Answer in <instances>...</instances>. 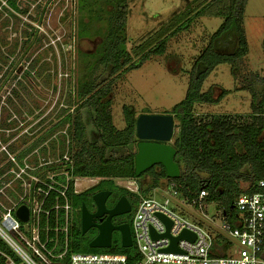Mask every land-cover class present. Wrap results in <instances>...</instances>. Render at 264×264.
<instances>
[{"label": "rangeland", "instance_id": "rangeland-1", "mask_svg": "<svg viewBox=\"0 0 264 264\" xmlns=\"http://www.w3.org/2000/svg\"><path fill=\"white\" fill-rule=\"evenodd\" d=\"M119 2L16 0L18 13L0 0V213L15 202L9 197L16 186L7 169L10 158L34 168L29 172L63 161L72 162L80 144L72 139L68 125H60L54 131L53 128L61 114L73 111L79 104L77 94L106 78L101 75L99 54L111 37L125 38V48L136 63L140 54L154 48L159 38L183 27V22L192 17L187 30L167 37L163 53L151 55L137 69L122 73L112 85L104 100L109 101L113 127L122 130L126 113L133 119L144 114L169 115L171 108L184 99L189 73L223 21L220 17L193 19L200 0H125L126 26L119 31L116 22ZM242 27L247 53L233 69L228 64L217 65L204 80L201 93L208 92L214 99L222 92L225 96L218 103L195 104L193 116L197 121L212 116L235 117L241 122L250 120L249 89L257 94L264 89V0L247 1ZM236 44L237 37L230 30L214 42V50L230 53ZM200 70L198 65L196 73ZM73 116H78L85 128L84 143L100 148L103 141L92 125L93 114L74 110ZM174 124L170 144L177 133L176 121ZM62 140L64 153L60 156ZM134 150L135 144L108 148L103 160L122 159ZM91 159L97 162L99 157L94 154ZM42 163L46 164L42 166ZM58 173L62 171H41L38 179ZM116 182L123 188L128 185L124 180ZM95 183L96 180L81 179L75 188L81 192ZM150 183L146 177L139 181L143 189ZM241 187L246 186L241 184ZM145 197L161 201L170 195L165 186L159 185ZM214 208L208 205L205 213L218 224ZM186 214L189 221L210 230V222L200 212L188 209ZM116 238L120 240L119 235Z\"/></svg>", "mask_w": 264, "mask_h": 264}, {"label": "trees", "instance_id": "trees-1", "mask_svg": "<svg viewBox=\"0 0 264 264\" xmlns=\"http://www.w3.org/2000/svg\"><path fill=\"white\" fill-rule=\"evenodd\" d=\"M3 1L13 11L20 12L16 0ZM247 1L200 0V5L193 14V19L220 17L223 21L196 59L189 73L184 99L174 105L169 113L177 123V133L170 144L175 150L174 162L179 168V177L176 179L167 178L161 165L152 166L139 176L134 175V156L138 142L134 134L135 119L126 113L124 128L116 130L108 109L109 101L104 99L110 94L112 85L122 73L137 69L151 55L163 53L167 37H173L178 32L187 30L192 17L183 22V27H177L167 37L159 38L155 42L154 48L149 47L140 54L136 63L133 62L132 56L125 48V38L111 37L109 44L103 47L105 49L102 48L99 54L101 56L100 63L103 66L101 75L106 78L97 85L90 86L77 94L79 104L74 108L77 111L86 110L93 114L92 125L98 131V138H101L103 145L100 148L86 145L83 141L85 138L83 124L78 120V116H73L74 110L67 111L61 114L57 126L68 125L72 139L75 140V143H79L80 147L72 155L70 164L63 161L56 166L41 169L44 173L62 171V174L65 173L70 177L65 193L68 203L73 209L79 210L82 204L86 206V200L83 197L89 193L98 189H111L114 180H133L137 183L139 195L132 194L124 188L120 189L123 196L131 200L135 206L140 197L146 198L145 196L150 190L156 189L159 185L166 186L173 183L176 191L186 198H193L200 191H205L207 193L206 203L214 204L221 214L227 217L228 222L234 225L235 215L232 204L235 198L242 193L256 192L258 182L264 183V89L261 94L249 89L252 103L248 122H241L238 118L230 116H212L197 121L193 116V108L198 103H218L225 96V92L215 99L208 92L201 93L204 80L217 65L228 64L233 69L236 62L246 55L247 44L242 22ZM118 8L116 22L119 31H122L126 26L127 17L125 0H120ZM230 30H233L237 37L236 47L230 53L216 52L214 42ZM26 33L24 32L26 36H30ZM139 48L140 46L135 49ZM198 65L201 66V70L196 73ZM63 144L62 140L60 156L64 153ZM131 144H135V150L125 158L103 160L106 149L127 148ZM94 154L99 157L97 162L91 159ZM11 167L12 165L8 163L7 169L10 170ZM143 177L148 178L151 182L146 189H143L139 184ZM65 179L64 175H59L57 178L61 184H65ZM81 179L97 180L98 183L85 192L74 193L72 190L73 181ZM241 184L246 187L242 188ZM20 194L21 189L17 183L15 189L9 192V197L16 201ZM60 202L63 203V200L60 199ZM78 226L79 214H73L67 235L68 253L124 254L127 256V264H134L138 260L133 248L123 249L120 247L118 238L114 239L113 245L109 249H92L88 247V242L80 243L77 239L80 235ZM49 235L52 236V234ZM60 243L62 244L61 238ZM221 243H224V240L219 236L215 244ZM0 252L6 255L10 254L1 241ZM4 262V257L0 255V264H4Z\"/></svg>", "mask_w": 264, "mask_h": 264}, {"label": "built area", "instance_id": "built-area-1", "mask_svg": "<svg viewBox=\"0 0 264 264\" xmlns=\"http://www.w3.org/2000/svg\"><path fill=\"white\" fill-rule=\"evenodd\" d=\"M8 161L12 165L8 172L19 184L21 194L11 207L0 213V241L10 252L9 255L0 252L5 259L4 264H127L124 254L68 253L67 235L75 211L65 193L70 177L58 173L39 180L42 176L40 172H29L34 168L26 163H17L14 158ZM59 175L66 177L65 184L57 180ZM76 181L72 185L74 193H77ZM126 181L128 185L124 189L139 195L137 183ZM165 188L172 200L170 197L161 201L140 197L134 208L129 225L131 248L138 256L134 264H264L262 181L258 182L256 192L239 194L233 201L234 225L214 204L218 224L207 217L205 212L211 204L205 201V191H200L193 198H186L176 191L173 183ZM21 205L28 210L25 223L14 215ZM188 209L200 212L210 222L208 228L215 235L210 230H204L200 224L189 221L186 218ZM157 215L171 222L168 237L163 236L166 226ZM183 231L192 234L194 239L178 240L177 252L165 251L171 245V238L178 237ZM152 234L156 237L153 238ZM219 236L224 243L216 245Z\"/></svg>", "mask_w": 264, "mask_h": 264}, {"label": "water", "instance_id": "water-1", "mask_svg": "<svg viewBox=\"0 0 264 264\" xmlns=\"http://www.w3.org/2000/svg\"><path fill=\"white\" fill-rule=\"evenodd\" d=\"M264 49V39H263ZM174 119L171 115H139L135 119V138L136 154L134 156V175L139 176L152 166L161 165L165 171V175L169 179L179 177L178 165L174 162L175 150L170 145L174 132ZM108 192H100L93 195L92 199L95 205V212L89 213L82 204L80 208L81 233L84 234L88 229L94 227L97 229V236L88 244L92 249H109L111 244V233L119 232L120 247L123 249L131 248V235L128 224L112 226L110 220L113 217L124 215L129 212V204L127 200L120 198L114 207L110 210L105 209V200ZM15 217L22 223L28 218V210L24 205L19 206L15 212ZM106 216L104 221L95 224L96 219ZM157 217L165 224L166 233L163 235L168 237V230L171 222L161 215ZM152 237L156 236L152 234ZM192 241L194 236L187 231H183L178 237L171 238V245L165 251L177 252L176 242L178 240Z\"/></svg>", "mask_w": 264, "mask_h": 264}, {"label": "flooded vegetation", "instance_id": "flooded-vegetation-1", "mask_svg": "<svg viewBox=\"0 0 264 264\" xmlns=\"http://www.w3.org/2000/svg\"><path fill=\"white\" fill-rule=\"evenodd\" d=\"M57 128H58V126L55 125V128H53V131L56 130ZM44 164H46V163H42L41 165L44 166ZM39 171L41 172V170H39ZM116 181L117 180L113 181V187L111 189H108V188L98 189V190H96V191H94L92 193H89L88 195L84 196L83 198L86 200V206L85 207H86V209H87V211L89 213H94L96 208H95V205H94L92 197H93V195H95L97 193H100V192H108V196H107V198L105 200V203H104L105 204V209H107V210L112 209L114 207V205L116 204V202L120 198L124 197L127 200L128 204H129V212L127 214L119 215V216L111 218L110 222H111L112 226H119L121 224H128V226H129L130 222L128 223L127 221H130L131 218H132V215H133V212H134V204H133V202L131 200H128L125 196H123V194H122V192L120 190L123 187L120 186L119 184H117ZM97 183H98V181L96 180V183L92 184L86 190H88L91 187L95 186ZM86 190H83L81 192L77 191V193H82V192H85ZM77 214H79V226H78V229L80 231V235L78 236L77 239L82 244H84L85 242H88V244H89V242L91 240H93L97 236L98 231H97L96 228L91 227L84 234H82L81 233V221H80V209L79 210L75 209L74 215H77ZM105 218H106V216L103 215L100 219H96L95 220V224H99L101 221H104ZM118 235H119L118 231H113L111 233V241H110L111 246L113 245L114 239H116V237Z\"/></svg>", "mask_w": 264, "mask_h": 264}, {"label": "crops", "instance_id": "crops-1", "mask_svg": "<svg viewBox=\"0 0 264 264\" xmlns=\"http://www.w3.org/2000/svg\"><path fill=\"white\" fill-rule=\"evenodd\" d=\"M77 181H78V180H77ZM77 181H76V182H77Z\"/></svg>", "mask_w": 264, "mask_h": 264}]
</instances>
